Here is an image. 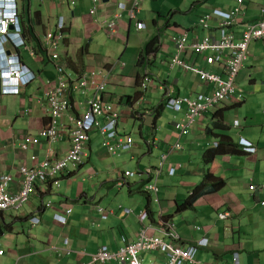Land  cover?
<instances>
[{"label":"crops","instance_id":"1","mask_svg":"<svg viewBox=\"0 0 264 264\" xmlns=\"http://www.w3.org/2000/svg\"><path fill=\"white\" fill-rule=\"evenodd\" d=\"M129 1L102 0L97 12L91 14V0H35L34 4L33 0H17L22 36L27 44L17 51L19 59L36 73V79L24 86L19 94H4L0 90V173L12 176L11 190L17 192L23 187L24 175L20 168H31L37 163L31 159L32 155L40 161L48 155L60 156L71 146L68 131L60 141L42 139L36 146L27 149L21 146L24 135H36L50 124L46 98L57 81V71L39 41L60 16L67 23L62 52L67 55L71 70L81 73L87 69L105 68L109 71L104 97L114 101L123 113L121 129L134 139L132 149L123 153H128L130 160L136 163L138 176L128 178V183L122 187L126 195L120 197L119 204L104 205L101 196L104 192L90 189L87 177L102 179L100 188L109 186L107 183L111 181L107 175L112 171L113 180H116L121 171L115 166L113 170L109 169L123 162L110 160L112 157L103 146L99 131L92 130L82 165L69 167V171L60 176L58 186L52 185L51 181L36 182L22 208L0 213L3 231L0 264H81L90 261L102 245L115 250L123 243L122 236L129 241L137 239L141 227L139 214L148 212L147 197H150L154 213L147 221L159 217L172 220L181 237L180 242L185 246L204 237L208 239L206 245L197 247L194 255L203 264H264V42L250 44V54L240 72L242 75L238 76V89L244 99L241 102L223 100L214 111L197 119L190 132L180 136L178 122L185 119L187 106L175 112L166 105L167 99L197 92L209 93L213 87L201 82L195 73L169 65L175 53L172 37L194 32L205 35L207 32L197 27L201 14L213 7L231 11L239 2L144 0L137 20L145 22L146 27L136 28L135 20H130L125 13L112 38L103 25L112 17L117 3ZM9 6L7 8H11ZM262 7L264 0H243L245 22L256 20ZM186 13H194L197 22H187L186 27L178 23L177 14ZM170 27L184 30L170 37L172 49L161 41L158 52L149 58L147 65H138L140 53L150 37ZM240 30L235 26V31ZM187 56L196 58L193 53ZM159 60L165 62L171 79L156 77L150 71L151 65ZM196 61L200 62L199 59ZM207 66L221 70L216 64ZM161 84L166 89H161ZM157 91L161 93L160 99ZM83 99L79 95L74 100L75 111L83 109L80 104ZM160 103L164 105L162 110L158 108ZM62 120L67 119L63 117ZM213 123L225 124L226 130L217 131L230 134L239 143L242 138L246 139L255 151L217 156L211 169L226 179V186L199 198L193 208L179 212L177 203L190 195L207 170L202 155L216 141L206 134V128ZM135 128L140 134L138 143L133 136ZM178 139L183 142L184 151L176 153L178 150H171V147ZM171 167L176 168L174 175L169 172ZM155 182L157 192L146 189L147 184ZM251 184L255 185L254 190L249 188ZM68 207L71 212L64 223L55 215L64 214ZM99 207L107 209L106 218L98 211ZM223 211L229 212V216L219 217ZM149 231L155 232L154 229ZM147 254H150V264L166 261V255L161 251L142 253ZM235 254L238 262L232 260Z\"/></svg>","mask_w":264,"mask_h":264},{"label":"built area","instance_id":"2","mask_svg":"<svg viewBox=\"0 0 264 264\" xmlns=\"http://www.w3.org/2000/svg\"><path fill=\"white\" fill-rule=\"evenodd\" d=\"M100 2L102 0H91V14L97 12ZM143 2L144 0H130L128 3L116 4L112 17L103 25L110 37H115L118 21L125 13H128L130 20H135L136 28L146 27L145 22L137 20ZM238 2V6L231 11L213 7L209 12L201 14L197 27L206 31L205 35L199 36L194 32L191 35L183 33L172 37L175 53L169 65L191 71L199 76L201 82L213 87L209 93L197 92L190 96H171L167 99L166 105L175 112H180L184 105L187 106L185 119L178 122L180 136L190 132L197 119L209 111H214L223 100L234 99L239 102L244 98L243 93L238 89V76L250 54V44L264 42V7L260 9L256 20L245 22L243 0ZM9 4L11 8L0 4V47L8 44L12 50L9 54L8 68L0 62V90L4 94H19L24 86L36 79V73L19 59L18 48L27 44L22 36L23 26L19 10L17 6ZM235 26H239L242 30L235 31ZM66 29L65 18L57 17L39 41L40 46L53 60L57 71V81L48 91L46 98L50 124L40 129L36 135H24L21 146L27 149L29 146L38 145L42 139L60 141L65 131H68L70 149L60 156L48 155L40 161L32 155L31 159L37 163L31 168L24 166L20 168L24 175V185L17 192L11 190L12 176L8 173H0V213L22 208L33 192L36 182L45 184L51 181L52 185L58 186L60 176L69 171V167L82 165L91 141L92 130L99 131L102 144L110 155L130 151L133 147L132 135L121 129L124 120L122 111L114 101L104 97L109 82V71L105 68L87 69L81 73L71 70L67 63L68 57L62 52ZM189 53H193L196 58L188 57ZM197 59L200 62H197ZM215 64L221 67L220 71L206 67ZM160 86L161 89H166L165 85ZM79 95L84 97L80 102L84 107L81 111H75L74 100ZM63 117L67 120H62ZM179 139L171 150L183 149ZM242 143L247 145L244 147L246 150L255 151L246 139L243 138ZM217 144L218 142L215 141L214 145ZM180 167L181 164L178 168ZM169 172L174 175L176 168H169ZM135 174L130 170L119 171L115 180L116 185L119 188L124 187L128 183V178ZM249 188L254 190L255 185L251 184ZM146 189L157 192L156 182L147 184ZM98 211L104 218L107 217V209L99 207ZM64 212V214L56 213L55 216L65 223L71 207L66 208ZM227 216H229L227 211L219 213L221 218ZM138 218L141 227L136 240L129 241L126 236H122L123 243L115 250L102 245L92 255L90 261L81 264H142L141 253L155 251H161L166 255L164 264H203L194 255L198 246L207 244L206 237L185 246L181 244V237L172 220L159 217L154 221H147L148 212H140ZM0 223H2L1 215ZM153 229L155 232L151 233L149 230ZM2 253L3 250H0V254ZM232 260L238 262V255H233Z\"/></svg>","mask_w":264,"mask_h":264},{"label":"trees","instance_id":"3","mask_svg":"<svg viewBox=\"0 0 264 264\" xmlns=\"http://www.w3.org/2000/svg\"><path fill=\"white\" fill-rule=\"evenodd\" d=\"M161 18V17H160ZM158 24V19L155 21ZM168 24V23H167ZM161 46V37L160 33L157 32L150 37L146 42L144 50L140 53L138 60V65L145 67L149 61V58L156 54ZM150 65V64H148ZM207 68H210L206 66ZM244 99V98H243ZM242 101V100H241ZM239 101V102H241ZM160 110L164 108L162 103L158 107ZM227 126L222 123H213L212 126L206 128L207 136L215 139L218 144L212 145L210 148H207L202 155L203 164L206 166V172L202 180L194 186L190 195L180 203H177V211H184L190 208H193L196 201L203 197L206 194L215 193L222 190L226 186V179L222 176L217 175L211 169V164L214 159L219 155H229V154H238L243 150H246L244 147L245 144L242 143V139L239 142L226 132H218L217 130H226ZM149 196V195H148ZM147 210L149 217L153 218L154 213L151 206L150 197H147ZM153 221V220H152ZM2 229H0V235L2 234Z\"/></svg>","mask_w":264,"mask_h":264},{"label":"rangeland","instance_id":"4","mask_svg":"<svg viewBox=\"0 0 264 264\" xmlns=\"http://www.w3.org/2000/svg\"><path fill=\"white\" fill-rule=\"evenodd\" d=\"M32 3L34 4L35 3V0H33ZM184 16H185V18H184ZM196 18H197V16H195L194 13H186L185 15H183V14H177V16H176L177 22L180 23V24H182V26H185V27H186L187 22L188 23L189 22L191 23V21H193V20H196V21H194V23L197 22V19ZM182 31H184V30H182ZM182 31L177 30L176 27H172V28L170 27V28H166V29L162 30L161 33H160V37H161L162 43L163 44L164 43L165 44H168L169 47H170V49H172V45H171V42H170V37L173 34H177V33H180ZM252 43H254V42H252ZM249 50H250V48H249ZM150 71L156 77L160 76L161 78H169V77H170V79L172 78L170 75H168V68L165 65V62H161L160 60L157 61L156 64L151 65ZM177 71H178V68H176L175 74H177ZM241 75L242 74H240L239 77ZM239 77H238V79H239ZM158 93H159L158 99H160L162 96H161V93L160 92H158ZM130 130H131V128H129V131ZM133 136H134V138H135V140H136L137 143L140 142V134L138 133V131L136 130V128L133 130ZM183 149L182 150H178L176 153H179L181 151H184ZM145 151H147L146 147H145ZM127 154L128 153H122L120 155H110L112 157V158H110V160H112V159H115V160L116 159H119L123 163L115 164L109 170H113L114 169V166H115L118 169V171L119 170L131 169L133 172L136 173L137 170H138V167H137V165H136L135 162H132L130 160L131 157L128 156ZM121 157H123V158H121ZM87 165H89V164H87ZM103 168L104 167H101L100 169H103ZM111 173H112V171L110 172L109 175H107L108 179H110L109 181H111V182H108L107 183L109 186H104V187H101V188L99 186V182H101L102 179H99L97 176H94V177L90 178L89 175H88V177H87L88 178V182H90V184H89L90 189L95 190V192L96 191L97 192L98 191H101L102 193L104 192V194L101 195L102 198H103L102 202H103L104 205H108V204L113 203V202H117V204H119L121 202L120 197L126 195L125 194L126 192H125V189L124 188H119L118 186H116V182H115V180H113V175ZM137 176H138V174L136 173L132 178H136ZM142 196L144 197V195H142ZM98 200H99V196H98ZM140 259H142V264H150V254L142 255V253H141Z\"/></svg>","mask_w":264,"mask_h":264},{"label":"clouds","instance_id":"5","mask_svg":"<svg viewBox=\"0 0 264 264\" xmlns=\"http://www.w3.org/2000/svg\"><path fill=\"white\" fill-rule=\"evenodd\" d=\"M9 3H11L15 7L17 6V0H0V4L3 5H8ZM8 50L10 51L8 44H5L0 47V62H2L6 68H8V66L10 65V53H8Z\"/></svg>","mask_w":264,"mask_h":264},{"label":"water","instance_id":"6","mask_svg":"<svg viewBox=\"0 0 264 264\" xmlns=\"http://www.w3.org/2000/svg\"><path fill=\"white\" fill-rule=\"evenodd\" d=\"M103 1H108V0H103ZM8 53H10V51L8 50Z\"/></svg>","mask_w":264,"mask_h":264}]
</instances>
